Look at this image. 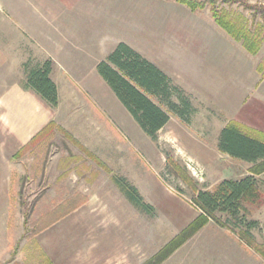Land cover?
Masks as SVG:
<instances>
[{
  "label": "rangeland",
  "instance_id": "1",
  "mask_svg": "<svg viewBox=\"0 0 264 264\" xmlns=\"http://www.w3.org/2000/svg\"><path fill=\"white\" fill-rule=\"evenodd\" d=\"M242 1L264 7V0ZM139 2L141 27L129 26L127 14L114 12L110 0L100 5L102 11L90 14V34L101 40L92 45L109 43L100 52L93 49L94 57L85 58V66L89 68L90 59L94 68L107 60L117 38L130 39L168 77L164 93H148L168 113V122L152 139L97 70L72 74L52 58L59 102L54 107L44 100L53 117L25 144L12 142L0 102V264H143L200 213L193 201L194 185L210 189L223 179L251 174L252 163L218 149L229 113L213 89L198 83V70L214 67V60L209 62L213 56L202 67L198 53L214 55L218 49L213 46H225L223 35L230 34L209 9L192 11L175 0ZM257 15L264 26V17ZM0 28L4 30V23ZM6 28L20 33L18 27ZM215 35L221 43H207L208 51L203 41ZM10 37L15 40L0 42L6 54L0 63V94L12 83L23 86L26 69L51 58L43 43L17 40L20 34ZM230 37L236 41L237 59H251L250 69L264 75V43L252 54ZM220 62L226 68L222 57ZM239 65L238 75L244 71ZM50 122L54 126L44 131ZM170 160L189 174L191 183L175 172ZM257 176L262 201L247 218L255 223L254 239L263 243L264 174ZM116 178L135 186L149 209L134 203ZM77 192L87 200L35 233L43 213ZM217 215L227 217L220 211ZM206 225L160 264H264V257L240 236L243 222L234 230L214 220Z\"/></svg>",
  "mask_w": 264,
  "mask_h": 264
},
{
  "label": "trees",
  "instance_id": "2",
  "mask_svg": "<svg viewBox=\"0 0 264 264\" xmlns=\"http://www.w3.org/2000/svg\"><path fill=\"white\" fill-rule=\"evenodd\" d=\"M175 1L192 11L209 9L217 24L241 41L252 54L258 53L264 43V26L256 20L257 14L264 17V7L256 6L262 4H248L242 0ZM234 4L242 6L243 9L233 8ZM243 10H247L248 13L245 14ZM53 63L52 58H47L36 66L26 69L23 86L35 90L46 102L55 107L58 105L59 97L57 84L51 75ZM97 70L142 130L152 139H157L158 131L170 117L148 93H164L167 87V75L139 51L124 42L115 47L107 60L97 64ZM52 126L54 122H50L44 131L51 129ZM218 149L234 158L252 163L251 174L239 179H223L210 189H197L194 185L193 201L201 210L200 213L143 264H160L210 220L231 229H236L243 222L245 229H239L240 236L264 257V242L258 243L254 239L251 229L255 223L247 218L249 212L262 201L261 181L257 175L264 172V136L260 137L251 127L231 120L220 132ZM170 163L185 181L192 182L189 174L179 164L172 160ZM116 182L134 203L142 205L146 210L149 209V205L143 203L135 186L124 178H116ZM86 200L83 193L77 192L71 198L43 213L35 222V233L44 230ZM218 211L225 213L227 217L221 218L217 215Z\"/></svg>",
  "mask_w": 264,
  "mask_h": 264
},
{
  "label": "crops",
  "instance_id": "3",
  "mask_svg": "<svg viewBox=\"0 0 264 264\" xmlns=\"http://www.w3.org/2000/svg\"><path fill=\"white\" fill-rule=\"evenodd\" d=\"M139 1L128 0L124 5L122 3L124 0H110L114 4L111 6L114 12L127 14L126 21L129 26L132 23L133 26L137 24L141 27ZM107 2L109 0H0V18L5 20L0 22V26L2 23L5 26L3 31L0 28V42L15 40L10 36L20 34L21 37L17 40L43 43L48 57L53 58L63 68H70V73H91L93 69L97 70V65L95 68L91 66L93 49L100 52L107 48L109 42L92 45L94 41L101 40L90 34L94 31L90 14L102 11L100 5ZM119 3L123 5H115ZM8 26L18 27L20 33H10L6 28ZM212 38L203 41L205 49H208L207 43H221L219 35ZM222 40L226 45L213 46V50L218 49L214 55L198 53L197 58L202 67L206 66L205 63L210 56L213 57L209 62L214 60L213 68L198 70L201 79L198 83L203 89H213L216 93L215 98L229 113L227 122L231 120L241 122L251 127L256 135L264 136V75L258 70L250 69L251 59L250 61L246 58L237 59L236 41L230 35L224 34ZM113 42H124L133 49L140 50L130 42V39L117 38ZM221 57L227 70L223 68L222 62L219 63ZM4 58L6 54L0 45V63L4 62ZM59 58L63 59V63L58 60ZM85 58H91L89 68L85 66ZM238 63L244 68V71L241 68L243 73L239 75L236 72ZM0 102L4 106L9 136L12 142L20 145L28 142L53 117L52 109L35 90L25 89L18 83H12L4 88L0 94ZM11 178L10 175L8 179L11 181ZM206 227L207 225L203 229ZM168 261L166 259L165 262Z\"/></svg>",
  "mask_w": 264,
  "mask_h": 264
},
{
  "label": "built area",
  "instance_id": "4",
  "mask_svg": "<svg viewBox=\"0 0 264 264\" xmlns=\"http://www.w3.org/2000/svg\"><path fill=\"white\" fill-rule=\"evenodd\" d=\"M195 170V167H192ZM200 173L202 174V172L200 171Z\"/></svg>",
  "mask_w": 264,
  "mask_h": 264
}]
</instances>
